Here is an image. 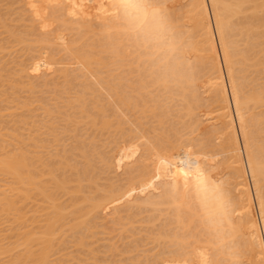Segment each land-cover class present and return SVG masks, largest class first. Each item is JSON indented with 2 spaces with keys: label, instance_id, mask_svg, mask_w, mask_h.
<instances>
[{
  "label": "bare ground",
  "instance_id": "6f19581e",
  "mask_svg": "<svg viewBox=\"0 0 264 264\" xmlns=\"http://www.w3.org/2000/svg\"><path fill=\"white\" fill-rule=\"evenodd\" d=\"M40 1L42 2L44 0H40ZM66 1H68V0H66ZM71 1L73 3H70V4L77 7L76 11L74 8V13H77L78 16L75 18H73V16H72L73 21H74V19L76 20V18H77L76 24H74V25H76L78 27L80 25H83L82 27L84 29L82 27H79V30H80V28L82 30V31L80 30V32L78 33V34L81 33L80 34L81 38H79L80 35L74 34V32L72 31L74 26L71 24L75 23V21L70 23L71 22L70 20L72 18L69 20L71 30H69L70 27H69V29L66 28V26L68 25V23H67L68 21L66 22L67 25L65 26L64 29H68L69 31L73 32V35L78 36V38H79V41H78L79 43L77 42L78 46L76 45V42H75L76 47L75 46L71 47L70 45H72V44L69 45L67 43V41L69 42L68 36L66 38L64 35V37H63L64 39H63L59 35L56 34L57 36H59L63 40L60 41V44L54 43V44H58V45H56L57 47L55 46L56 50L53 47L50 52L52 53L53 49H54V51L59 50L60 53H61V51L64 52L69 48L68 47L65 49V44H68L67 46H70V48L65 53H70L72 56L71 58L74 59V61L76 62L75 64L78 65V70L81 71L79 73L81 75L80 78H84L83 79L84 83L86 81L85 79H88L92 83V84L90 83L91 84L90 85L89 82L86 81L87 84H85L83 86L81 85L83 88V91L88 90L87 92H89V91L95 89L96 91L95 90L91 91V93L96 92L95 94L98 93V95L100 93H102V94L104 93V94H103L102 99L100 98L101 95L97 96V95L93 94V96H95L96 99L99 98L98 99L99 102L96 101V99H94V98L92 100L93 104H95L94 108H95L96 112H94V110H92V111L89 110L90 111V114H89L88 109H89V107H93V106H91L92 104H88L89 107L87 106V104H86L87 101L86 102L84 101V98H83L84 95L83 94H82L83 96L75 97L76 98L74 100L75 103L73 102V104L75 106L72 103H70L71 106L76 108L75 112H74L75 108L72 110L71 109L72 107L69 104V102H71L72 100L67 101V100H69V99H67L66 103H68V104H66V105H69V107L68 106H65V107H67V109H69V111L72 110V112L75 113L74 115H72L73 113L71 112L72 113L71 114L72 116H71L70 112L68 111L69 115L72 118H74V117L76 118V116L79 119H81V117H86L87 119L85 118V119H81V120L82 121L88 120V122L91 126L88 124L86 126L91 127L92 131L96 130L94 128V127H96V128H98V130H96L94 132L99 131L98 134H100V131H101L102 132L101 135L104 134L103 132L110 133V134L107 133L108 135L106 134L108 136V138L110 137L109 135H111V134L115 135L114 138H117V136H118V139L120 140V142H118L119 147L117 146V143H116L118 141L117 139H116V141L114 139L113 140L114 142L112 141L113 143L116 144L115 148L118 147V148H116L117 149L116 151L118 153L116 151H114V153L117 154V155L115 154L117 157H115L113 155L114 157L110 156L107 158L108 154H111V153H108L107 156H105L104 154H106V153L103 154L102 151L99 152V150L103 147V145L101 144L102 147L99 149L97 146L98 142L97 143L95 142V145L97 146V147L95 146L96 147L95 148L93 146V143L88 142V141H90V139L88 137L89 133L88 134L86 133L87 136L85 135L89 139L88 141L85 139L88 142V144L87 145L84 144V145L79 146V143L74 141V139H77V141H78V138L74 135L75 133H73V132L76 131V133H77L78 127H80V125L82 124L81 120H79V119L77 120V118H76L75 122H74L70 117L65 116L66 111L64 110L65 111V112L63 111L64 114H61V115H64L65 119L70 118L68 120H70L69 122L71 124V128H69L70 125H68L69 127L68 126H66V127L69 130L73 129V130H71V131H73L72 132L73 134L71 133V131H69L71 133L69 135H73L75 138L73 140H71V138H70V140L73 141V143L75 142L76 144H78L79 148L74 147L75 146L74 145L73 150L76 152V149H78L77 152L80 153V158L82 159L81 162H79L77 164L75 162L70 163L69 162V160L71 161V159H69L70 156L69 157L67 156L69 160H61L62 159L61 158L60 160H58L60 165H58L54 162L56 164V167L55 168H53V166L49 167L50 169L52 168L54 170L55 169H57V170L54 171V170H50L47 168L48 169V170L46 169L47 171L42 170L45 173H43V172L40 173V169L38 168L39 170H37L36 162L42 163L44 160H42V158H40V155H39L40 148L39 147H38L39 150L37 151L38 154L35 151L37 149H34L33 155L37 154V156L34 155V158L32 155L30 156L31 157L30 158L25 154L26 149H25V152L22 150L24 154L22 153V151L19 152L21 150V147H18V149L15 148V149H17L18 154L15 153L16 152V150H15V152H13L14 155L12 154V156H11V154L8 156V154H9L8 153L7 157H6V155L0 157V159H1L0 160V175H2L3 177H8V179L10 180V181H8V184L6 182L7 188L2 187L3 189H1L3 194H2V196H0V213H2L4 216L6 214L8 215L10 213V211H12V213H13L12 209H16L14 206V204L16 203L15 198H17V199L19 198L20 201H21V199L22 200L23 199L28 200L30 198L29 196L31 193H33L34 195L38 193L37 196L39 195V197H41V199L43 198L42 201L44 203L46 202L47 209H48L47 205H49V208L52 210V211H50V209L48 210L50 212V214H49L48 218L46 216V221H44V222H46L44 224L45 226H43L42 227L43 230L40 231L41 235H37V233H36L38 238L34 236L35 234L33 235L35 237L34 241H32L33 238L32 239L30 238L31 235L29 237L30 233L26 234L25 232L21 231V232L26 234L25 237L23 238L25 240L23 242V244H25V246H23V244H21L22 242L21 243H20V241L18 242L25 248V250H23L24 251L23 253H25V254L24 255H23V253L21 254L24 258L20 256L21 259L23 258L21 261H24V263H25V261H28L26 263H29V264H50V261L48 259L51 256V255L49 256V254H51L54 251V249L52 248V245L54 247V243H52L54 241L53 238H56L57 233H59L61 235L64 231H66V230H64L61 233L63 226H64V223H66V226H67L66 228L69 230V233L71 234L70 239L72 238L71 240L73 242H76L78 245L84 244L85 242H83V241L86 240V238H87V241L90 240L86 236L87 235H89V236L93 235L92 232L90 233L89 231L91 229H98V227L96 226V224L98 225V223L95 224V222H96L95 218L96 217L93 218V215L95 216V214L107 212L108 215L110 217H112L111 213L109 214V212H110L109 209L113 208V207H110L112 205V202L115 203L113 205L114 206L116 205L117 211H119L120 210L119 208H121V206H119V208H117L118 205H123L124 207L128 208V210H129V208L130 209L134 208V211L136 209V211H137V212H135L136 214H133L136 216L140 215L138 213L142 214L141 211H146L147 214L152 215L147 210L148 208H149L150 212H152L153 214H154V212H157L158 214H160V213L164 214V212H165L167 217L163 216L162 214H160V215L163 217H166L165 218V220H166L168 218V215H169V209L168 208H161V207L157 206L158 202H159L158 191L149 187V184L151 185L153 183V181L155 180L156 169L157 168L162 169L163 167H166V165H161L159 161H155V162L153 161L152 149L150 147V144H151L152 140H156V139L164 140V141L172 139V140L177 142L178 149H179V142H185V143H188L190 145H195L198 149H202L205 154L209 155L210 159L207 162V169L205 171V175L209 176L211 181H213L215 184H223V186L228 191V193L231 197V200L233 202V205L235 207L236 212L241 214V215L235 217L234 222L238 225V228H239L238 243L240 244V246L243 250V258L246 261V264H261L262 259H264V253H262V250L260 248V242L262 240H264V213H262L261 209H260V198H259V194H258V184H259L260 179H261L260 164H261L262 158H264V103H261V101H260V90H261L262 85H264V58H262V57H264V14H262L261 0H161L162 3H165L167 5V9H168V12L170 14V17H171L173 23H177V24H180L182 26L184 34L187 37L186 43L190 42L191 46L194 49H197L198 53H199V54L194 53L192 55V60L194 61V68H195V80H194V82L191 84H186V87L184 89L174 88V89H170L168 91H165V89L163 87H160V88H154L153 87L154 82L149 79V72L151 71L153 65L148 64V66L145 67L143 64H141V68L144 69V71L141 72L140 68L130 67L128 63H119L118 65H114L113 58L108 55V42H107V35H106L105 30L114 21V18L110 15V13L113 11V9L111 8V4L114 2V0H78V2L75 3V5H74V0H71ZM75 1H77V0H75ZM37 2H39V1H37ZM37 2H35V3H37ZM68 2H70V1H68ZM63 3H67V2H63ZM70 4H68V6H71ZM34 5H33V8L36 7L38 5V3L34 4ZM65 5L66 4H64L63 6L65 7ZM213 5H216V7L214 8ZM37 7H36V9L38 10L39 8H37ZM33 8L31 7L30 9L33 10ZM24 9H26V8H24ZM36 9H35V13L38 14V12H36ZM67 10H68V8L66 9V11ZM26 12H24V13L26 14ZM33 12H34V10H33ZM50 12H51V14L53 13L52 9ZM30 13L31 12H29V14ZM46 13H49V12H46ZM70 13H72V12H70ZM22 14H23V11H22ZM71 15H73V14H71ZM66 16H68V15H66ZM66 16H65V18H66ZM74 16H76V15L74 14ZM32 17H34V16H32ZM39 17L37 20H40L41 18H43V17H41L39 19ZM29 18H30V16H29ZM55 18H54V21H55ZM62 18H64V17L62 16ZM49 19H50V17H49ZM61 21H63V20H61ZM31 22H33V20ZM51 22L53 23V21H51ZM57 23H58V21H57ZM77 23H79L80 25ZM49 24H50V22H49ZM62 24H65V23H62ZM34 25H36V24H34ZM34 25L32 23L30 28L32 29V27ZM59 25H61V23ZM218 25H219L220 30H218ZM51 26H53V25L51 24ZM59 27L62 28V26H59ZM31 29H29V30L31 31ZM56 29L57 28H55V30ZM4 30H6V29H4ZM29 30H28V32H29ZM55 30H52V31L54 32ZM63 30H62V32H63ZM76 30H78V29H76ZM64 31L66 32L67 30H64ZM69 31L67 33H70ZM221 31L225 32L227 43L230 46V52H229V55L227 57V60L225 59V49L223 46H221ZM62 32H60V30H59V34H61ZM65 32H63V33H65ZM76 32H78V31H75V33ZM83 32H84V35H83ZM18 33H16V35ZM56 33H58V32L56 31ZM31 35H32V33L30 34L29 37H31ZM52 35H53V33H52ZM73 35H72V37H73ZM12 37H14V36H12ZM18 37L17 38L14 37V38L18 39ZM22 37H25V36L22 35ZM39 37H41V36L39 35ZM55 37L56 36H54L53 39L56 40ZM27 38H28V36H27ZM27 38H24V39H26L25 42L27 41ZM31 38H33V37H31ZM45 38H46V36H45ZM65 38L67 40H65ZM73 38H72V40L74 41ZM75 38L78 40L77 37H75ZM34 39L37 40L38 38L34 37ZM57 39H59V38L57 37ZM38 40H40V38ZM46 40H47V42H51L48 39H46ZM59 40H58V42H59ZM77 40H75V41H77ZM19 41H17V43L19 42V44L23 42L21 39ZM32 41H34V40H32ZM40 41H42V39ZM53 41L54 40H52V42ZM63 41H66L64 43V45L61 44V42L63 43ZM9 42H10V40H9ZM29 42L32 43L31 41H29ZM34 43H35V41H34ZM6 44L7 43H5V45ZM33 44H32V46H34ZM38 44H40V43H38ZM54 44H53V46H54ZM59 45H61V46L59 47ZM13 46H12V48H13ZM44 46L46 48V45H44ZM129 46L132 47L133 49H135V51H137V52L141 51V49L143 48V38H141V40H140V47H137L136 37H132L131 44H128V43L125 44V47H129ZM29 47H30V45H29ZM40 47L43 48V45ZM61 47H62V49H61ZM0 48H2V47H0ZM63 48H64V50H63ZM39 50L41 51L43 49H39ZM39 50H37V51H39ZM33 51H34V49H33ZM46 51L49 52L48 49ZM30 52H31V50H30ZM34 52H36V51H34ZM22 53H24V52H22ZM51 53H50V58L52 55H53V57L56 56V53H55V55L51 54ZM26 54H27V52H26ZM70 54H69V56H70ZM59 55H57L56 57H58ZM62 56H63V54H62ZM62 56H59V57H62ZM66 56H67V54H66ZM42 57H43V55H42ZM42 57L40 56L41 59H42ZM45 57H46V55H45ZM59 57H58V60L57 61L55 60L54 62L52 59H55V58L50 59V60H52V62L49 61V62H51L50 64L54 65L53 63L58 62L60 59L63 60V58H59ZM47 58H49V54H47V57L45 59L47 61H45V63L48 62ZM68 59H69V57H68ZM68 59H66V60H68ZM71 62H70V64H71ZM136 63H139L138 58H137ZM47 65H49V64L47 63ZM58 65H56V66H58ZM32 66H33V64H32ZM37 66H39V65H37ZM48 67L49 66H47V68ZM52 67H55V66H52ZM42 68H44V67L41 66V69ZM59 68H60V66H59ZM64 69L66 70V68H64ZM64 69L62 71H65ZM24 70H26V69L24 68ZM24 70H22L21 72H23ZM47 70H49V69H47ZM73 70H75V68ZM40 72H42V71H40ZM62 73H65V72H62ZM77 73H78V71H77ZM52 75H54V74L52 73ZM102 75L104 77H102ZM29 76H30V74H29ZM48 76H50V75H48ZM137 76H142L143 81L140 79H137ZM34 77L35 76H33V79H35ZM63 77H64V75H63ZM40 78H41V76H40ZM76 78L77 77H75V80H77ZM11 80H12V78H11ZM39 80L40 79H38L37 81L40 82ZM45 80L48 81L49 79L48 80L45 79ZM63 80H66V79H63ZM7 82H8V80H7ZM60 82H61V80H60ZM69 82L71 83V81H68L66 83H68V85H69ZM80 82H82V81H80ZM144 82H147L146 87L144 86ZM234 82L242 83L248 91L249 98L252 100L251 103H249L245 108L242 109V113H243V117H244L243 126L241 125V116H240V114H237L235 102L232 100V97H231ZM29 83H30V80H29ZM36 83L37 82H35V84ZM43 83H44V81H43ZM48 83L49 82H47V84ZM84 83H82V84H84ZM28 85H30V84H28ZM37 85H38V83H37ZM65 85H67V84H65ZM75 85H77V84H75ZM91 86L93 87V89L91 88ZM23 87L22 86L20 87L21 90L24 89ZM34 87L35 86H33V88ZM67 87H66V89H67ZM148 88H151L152 91L149 92L147 90ZM31 89L32 88H30V91H32ZM45 89H46V87H45ZM69 89H67V90H69ZM43 90H44V87H43ZM56 90H57V88H56ZM74 90L71 91V94H72V92L76 93V91H74ZM4 91H5V89H4ZM22 91H24V90H22ZM22 91H20V92H22ZM30 91H28V92H30ZM18 92H19V90H18ZM33 93L34 92L32 91V94ZM86 93H85V95H86ZM91 93L89 92V93H87L88 96L86 95L87 97L90 98V99L87 98V99H89V101H88L89 103H92V101H91L92 94ZM56 94H58V93H56ZM90 94H91V96H89ZM75 96H77V94ZM12 97L10 96V98H12ZM49 97H50V95L47 98H49ZM65 97H67V96H65ZM71 97H74V96H71ZM55 99H57V96ZM58 99H60V98L58 97ZM61 99H62V97H61ZM70 99H74V98H70ZM16 101H18V100H16ZM48 101H47V103H48ZM54 101H57V100H54ZM94 101L97 103H94ZM50 102L52 103L51 100H50ZM62 102H63V99H62ZM29 103H31V102H29ZM34 103H36V102H34ZM24 104H25V102H24ZM63 104L61 103V105H63ZM13 105H15V104H13ZM43 107H42V110L44 109ZM20 108L22 110H25V109H23L24 107H20ZM49 108H47L48 110L46 109V111L49 112V113H47V116L45 115L46 117H48V114H50L51 111L57 112L56 109L55 110L50 109L51 111H49ZM59 108H58V110H59ZM61 109H63V108H60V110ZM15 110H16V108H15ZM29 110H30V108H29ZM76 111H77V113H76ZM12 112H11V114H12ZM91 112H93V114ZM54 113L51 112L50 115L52 116V114H54ZM58 113H59V111H58ZM68 113H66V114H68ZM0 114H1V112H0ZM26 115H27V113H26ZM42 115H44V114H42ZM9 116H7V117H9ZM45 116H44V118H45ZM55 116H57V115H55ZM12 117H13V115H12ZM52 118H55V117H52ZM46 119H49V118H46ZM67 119L65 121L66 124L68 122ZM34 120H35V118H34ZM56 120H58V118ZM61 120H59V121H61ZM13 121H14V119H13ZM26 121H27V119H26ZM71 121L74 122V125L78 124L76 121H78V122L80 121V124H78L79 126H76L77 129H75L76 127L72 128L73 125H72ZM19 122H21V121H19ZM88 122H86V123H88ZM12 123H10V124H12ZM31 123H33V122H31ZM54 123L55 122L52 123L53 127L55 126ZM58 123H60V122H58ZM62 123H63V121H62ZM62 123H61V125H62ZM83 123H85V122H83ZM40 125H41V122H40ZM49 125H51V123ZM58 125H60V124H58ZM126 125L128 126V128ZM30 126H33V125H30ZM41 126H43V125H41ZM41 126H40V128H41ZM48 127H50V126H48ZM53 127H52L51 131H50V129L48 131L50 136L52 134V131L54 132L56 129V127H55V129ZM64 128H65V126H64ZM43 129H45V128H43ZM68 129H67V131H68ZM38 130H40V129H37V131ZM86 130H87V127H86ZM57 131H59V130H57ZM65 131H66V128H65L64 132ZM83 131H84V129H83ZM5 132H2V134ZM8 132H9V130H8ZM35 132H36V130H35ZM64 132H63V136H64ZM12 133H14V132H12ZM55 133L52 134V137H53V135L59 136V134H57V133H60V131L56 133L57 135ZM84 133H85V131H84ZM84 133H82V134H84ZM10 134H11V132H10ZM11 135L13 136L14 134H11ZM65 135H67V134H65ZM20 136L22 137V135H20ZM73 136H70V137H73ZM31 137H32V135H31ZM93 138H95V135H94V137L91 136V139H93ZM103 138H105V137H103ZM108 138H107V140H108ZM56 139H58V138H56ZM62 139H60V140L62 141ZM79 139H81V137ZM111 139H109V140L111 141ZM6 140H7V138H6ZM37 140L38 139H35L36 142H37ZM60 140H59V142H61ZM96 140H94V141H96ZM98 140H99V138H98ZM102 140H100V141H102ZM146 140H148L149 142L146 143L145 142ZM30 141H32V139ZM51 141H52L51 143H53L55 141V137ZM64 141L66 142L67 140L64 139ZM81 141L86 143V141H84V138ZM91 141L93 142V140H91ZM110 141H108V143H110ZM21 142H23V141H21ZM103 142H104V140H103ZM112 142L110 145H112ZM2 143H3V145H1L2 147L4 145H6V147H7V144L4 141ZM24 143H27V142H24ZM38 143H36V144L39 146L43 142L42 143L38 142ZM46 143H49V142H46ZM56 143L57 142H55V144ZM73 143H71V144H73ZM80 143L83 144L82 142H80ZM31 144H32V142H31ZM10 145L11 144H9L8 146H10ZM44 145H46V144H42V146H44ZM61 145H62V143H61ZM61 145H58V146L61 147ZM98 145H100V144H98ZM34 146H35V143H34ZM53 146H54V144H53ZM67 146L70 147L71 145L67 144ZM65 147L66 146H64V148ZM9 148H8V150H9ZM24 148H25V146H24ZM36 148H37V146H36ZM71 148H72V146H71ZM71 148H69V150ZM97 148L99 150H97ZM115 148H114V150H115ZM0 149H1V147H0ZM28 149H29V146H28ZM43 149H44V151H45V149L47 150V148H43ZM54 149H53V151H54ZM56 149H58V148H56ZM73 150H70V151L73 152ZM105 150L106 149H104V151ZM41 151H40V154H43ZM48 151H49V147H48ZM62 151H63V149H62ZM64 151H66V149ZM112 151H113V149H112ZM2 152L3 151H1V153ZM27 152L29 153V151H27ZM57 152L59 154H61V151H57ZM66 152H64V153H66ZM71 152H67V154L69 155V153H70V155H71ZM46 153H49V152H46ZM59 154H57V155L59 156ZM75 154H73V155H75ZM38 155H39V157H38ZM62 155H64V154H62ZM51 156L53 158H55V155L53 156L50 153V157ZM250 156L252 159V165L248 166V161H249ZM41 157H42V155H41ZM50 157H48V158H50ZM118 157H119V159H117ZM35 158H37V159H35ZM48 158H46V160H45L46 162H48L47 165L45 164L46 163L45 161H44L45 163H42L44 165V167L48 166V164L51 163V162H49ZM63 158H64V156H63ZM65 158H66V155H65ZM39 159H41V160H39ZM72 159L75 160V158H72ZM50 161H51V159H50ZM60 161L61 162L63 161L62 164L64 163V161L65 162L67 161V162L62 165ZM76 162H77V159H76ZM57 165L59 167H57ZM58 170L60 173L58 172ZM56 171L59 173L60 178L58 177V174ZM107 171L108 172L111 171V174H114L115 172L118 171V173H120L122 176L124 175L125 180H122V181H126V184L125 185L123 184V186L122 185L117 186V184L119 183L118 182V183L113 184V185L108 184V183H107L108 184L107 185L106 183H103V184H105L104 187L101 186L99 183L97 185V182H99L98 179H99L100 175L106 174ZM54 172H56V173H54ZM112 172H114V173H112ZM254 173H255V175H254ZM56 174H57V176H56ZM65 174H66V178H65V176H63ZM73 176L75 177L74 184H75V180H76V186L73 185L74 187L73 186L72 187H73V189L75 187L76 188L74 190L72 189V191H70V189H71L70 187L73 184L70 179L72 177V180H73ZM42 177L43 178L48 177L49 178L48 182H46L48 178H46V181L43 182V180H45V178L41 179ZM67 177H68V179H67ZM114 177H116V176L114 175ZM108 178H109V176H108ZM110 178H113V176ZM100 179L103 180V178H100ZM189 179H190V183L192 186L191 192H190V203L192 205V209L194 211H197L200 208L197 193H196L197 178L195 175H192ZM106 180H109V179L106 178ZM4 181H5V179H4ZM69 181L72 184L68 183ZM83 182H84V184L86 183V185H84ZM180 182H181V184L183 183V177L180 178ZM109 183H111V182H109ZM112 183H113V181H112ZM67 184H69L70 187ZM88 185H89V189L87 188ZM84 186L88 189V191L89 190L90 191L88 192ZM82 187H84V188H82ZM91 187L94 188V192H95L94 195L91 194L92 193V191L90 189ZM131 187H133L132 189H134V192L127 189V188H131ZM154 187L158 189V188H162L163 185H160L159 182H157V185ZM82 190L86 191L88 194L90 193L89 196H91V195L92 196L91 197H86V196L84 197V195H82V194L87 195V193L82 191ZM128 191H130V193L132 192V194H134V196L137 194H142L144 197H143V199H141L142 195H141V197H140V195H137L138 198L140 197L139 199L137 198L138 199L137 200L135 198L136 196L132 197L133 195L129 194ZM6 192H9L10 195H8V193L6 194ZM58 192H61V193L59 194ZM68 192H69V194H68ZM33 194H31V196ZM57 194H59V196L60 195L65 196L66 195L67 197H70L71 200H72L71 196L77 194V196H78L77 199H79L78 201H81V202H78L77 199L75 200L76 197H73V200H72L73 204L69 203V205L72 204L71 206L66 205V202H65V204L63 203L64 204L63 205L62 203H60L61 201L58 200L59 196L56 199ZM78 194L81 196V198L82 197L83 198L81 199ZM95 194H96V196H95ZM69 195H71V196H69ZM207 195L209 197V205L211 206L212 193L208 192ZM114 199H115V202L113 201ZM47 201H48V203H47ZM50 202H51V204H50ZM74 202L75 203L77 202V203L74 204ZM57 203H59V204H57ZM50 205H52V207ZM76 205L77 206L82 205V206L81 207L78 206L79 208H77ZM63 206H67V207L69 206V207L65 208ZM123 206H122V208H123ZM17 207H19V206H17ZM70 207H72V209ZM66 210L70 211V212H68L67 215L63 214V212L64 213L67 212ZM116 210H114L113 212L119 213V212H116ZM121 211L122 210H120V212ZM41 213H45V212H41ZM89 214H91L90 217H89ZM3 215H2V217H3ZM17 215H16V217H17ZM108 215H106V216H108ZM121 215H123V214H121ZM133 215L131 214V217H135ZM149 215L147 216L148 218H149ZM0 216H1V214H0ZM68 216H70L69 219L71 220L69 222L67 220H65V217L67 218ZM86 216H87V218H86ZM91 216H92V220L94 219V223L91 220ZM116 217L118 218V215ZM120 217L121 216H119V218ZM73 218H75V220H77L79 223L77 221H75ZM78 218H80V219L78 220ZM84 218L90 219L92 221V223L91 222L82 223V222H84L83 221ZM122 218H123V216H122ZM6 219H7V217H6ZM110 219L111 218H109V220ZM149 219H151V218H149ZM157 219H158V215L156 216V218H154V215H153V222H155V220H157ZM13 220H15V219H13ZM16 220H15V222H16ZM80 220H82V222ZM109 220H107L108 224L110 223ZM114 220H112L113 223H114ZM119 220H122V219H119ZM119 220H116V221H119ZM145 220H146V217H145ZM160 220H161V222L164 221V219L162 220V218ZM102 221H103V219H102ZM126 221H127V218H126ZM17 222H18V220H17ZM19 222H22V221L19 220ZM67 222H68V224H67ZM145 222H147V220ZM148 222L151 223L152 219H151V222L150 221H148ZM102 223L99 224L100 225L99 228L101 227ZM125 223L126 222H124V224ZM93 225H95V226H93ZM114 225L115 224H113L112 226H114ZM120 225H123V224H120ZM127 225H129V223ZM127 225L125 226L126 227L125 229H127ZM160 225L161 224H159V226ZM107 226H108V228L111 227L110 224ZM139 226H140V224H139ZM18 227L19 226H17L16 228H18ZM92 227H96V228H92ZM102 227H103V225H102ZM102 227L100 229H102ZM115 227H116V225H115ZM164 227H165V225H164V223H162L160 229L158 228L159 229V232H157L158 234L156 233L157 236H155L154 238L149 240V241L155 243L156 248L159 247V251L157 250L158 253L153 256L154 259L152 258L153 260L151 259L150 262L153 261L152 263H154L155 260H157L158 258L160 259L162 256L163 257L162 260L164 259L165 261H167V260H178L181 262L188 261V264H200L201 257L199 255V253L201 251H203L206 255L213 252V248H212L213 240H212L211 235L208 233V231L206 229H202L201 233L196 236L195 240L192 243H190L189 245L185 246L182 251L176 250V251L170 252L168 250V245L160 239V236H161V233H162ZM20 228H22V227H20ZM88 228H90V229H88ZM104 229H105V227H104ZM121 229H122V227H121ZM128 229H127V231H128ZM87 230H88V232H86ZM106 230H107V228H106ZM111 230H113V228ZM145 230H148V228ZM17 232H19V231H17ZM107 232H109V230H107ZM116 232H117V230H115V232L113 231V233H116ZM130 232L131 231H129V233ZM140 232H142L141 229H140ZM99 233H101V231ZM104 233H105V231H104ZM117 233H120V231ZM121 233H123V232H121ZM102 234L100 236H102ZM64 235H65V232H64ZM82 236L85 239H82L83 238ZM97 236L98 235H96V237ZM108 236H111V231H110V234ZM124 236L127 237L126 235H124ZM149 236H147L148 239H150L153 235L151 237H149ZM253 236L255 237V239H253ZM39 237H40V239H39ZM36 238H37V243H38L39 248L37 249V245H35L36 251L33 248V250H34V252H33V250L32 251L30 250L31 249L30 245H29L30 248L27 246H28L29 242H36L35 241ZM63 238H64V236H63ZM67 238H68V234H67ZM116 238H114L116 240V242H115L116 244L111 243V246L117 245V242H118L117 239L118 238L117 239ZM147 238H145V239H147ZM56 239L58 240V238H56ZM100 239H102V238H100ZM132 239H133V237L131 236V241H132ZM74 240H76V241H74ZM96 240H98V239H96ZM110 240L111 239H109V241ZM112 240H113V238H112ZM112 240H111V242H112ZM122 240H120V241L122 242ZM129 241H130V239H129ZM129 241H127L126 243H128ZM121 242H118V244L119 243L121 244ZM148 242H145V243H148ZM18 243L16 245L15 244L14 245L17 246V245H19ZM66 243H67V241H66ZM89 243H91V242H89ZM130 244H132V245L134 244V246H135V243L133 241H132V243L130 242ZM92 245H95V243H93ZM92 245H90V246L92 247ZM132 245H131V248L133 247ZM70 246H73V245L70 244ZM70 246L68 245L69 248H70ZM84 246H87V242H86V245H84ZM121 246H122V244H121ZM142 246H144V245H142ZM101 247L104 248L103 246H101ZM112 247H114V246H112ZM124 247L126 248V246H124ZM64 248H65V246H64ZM80 248H82V247L80 246ZM92 248H90V249H92ZM106 248H109V247H106ZM117 248H118V246L114 250H117ZM125 248H124V251H126ZM121 249H123V248H121ZM135 249H137V248H135ZM86 250H89V249L86 248ZM93 250H94V248H93ZM127 250H130V249H127ZM147 250H148V248H147ZM152 250H153V248H152ZM4 251H3V253H4ZM89 251L91 254L92 250H89ZM103 251H105V250H103ZM103 251H102V254H103ZM106 251H107V249H106ZM111 251L112 250H110V252H109L110 254H111ZM124 251H123V254L125 255ZM57 252H59V249ZM128 252H131V251H127L126 254H128ZM1 253H2V251H1ZM94 253H95V251H94ZM104 253H107V252H104ZM144 253L145 252H143V254ZM70 254H72V253H70ZM148 254H149V252H148ZM92 255H93V253L91 254V257H93ZM95 255H96V253H95ZM98 255L101 256L100 253H98L97 256ZM103 255H105V254H103ZM149 255L151 256V254H149ZM48 256H49V258H48ZM72 256H73V254H72ZM72 256H70V258H72ZM110 256H112V255H110ZM137 256H139V255H137ZM137 256L135 257V255H134L135 258H132V259L135 260L137 258ZM108 257H109V255H108ZM143 257H145V256L143 255ZM143 257H142V261H143V259L146 260V258H143ZM20 258H18V260L15 259L14 263L16 260L20 261ZM68 258H66V259H68ZM73 258H74V256H73ZM85 258H87V257H85ZM109 258H112V257H109ZM56 259H57V257H56ZM61 259H63V258H61ZM74 259H77V258L75 257ZM94 259H92V260H94ZM149 259H147V260L149 261ZM92 260L90 259V261H92ZM96 260L97 259H95V262H96ZM77 261H79V260H77ZM129 261L130 260L128 259V262ZM139 261L141 262V260H139ZM139 261H137V262L140 263ZM62 262H63V260H62ZM156 262H158V261H156ZM159 262H163V261H159ZM97 263L99 264L98 261H97ZM104 263H106V262L104 261ZM108 263H110V262H108ZM145 263H148V262H145ZM18 264H19V262H18ZM163 264H165V263H163Z\"/></svg>",
  "mask_w": 264,
  "mask_h": 264
},
{
  "label": "rangeland",
  "instance_id": "374dc122",
  "mask_svg": "<svg viewBox=\"0 0 264 264\" xmlns=\"http://www.w3.org/2000/svg\"><path fill=\"white\" fill-rule=\"evenodd\" d=\"M37 1H39V2H37ZM68 1H70V2H68ZM68 1H66V0H44V1H40V0H0V47H2V48H0L1 50H0V112H1V114H0V147H1V149H0V157L1 156H4V155H6V157H7V154H8V156L11 154V156H12V154H13V152H15V150H16V154H18L17 152V149H18V147H21V150L19 151V152H21L22 150L25 152V149H26V152L27 151H29V153L27 152H25V154L28 156V157H30L31 155L33 156V158H34V155H33V152H34V149H37V150H35L36 151V153H37V151L39 150L38 149V147L40 148V150H39V155H40V158H42V160H46V158H48V157H50V153H51V155H55V158H53L52 156V158L50 157V158H48L49 159V162H51L50 164H48V166H45L44 167V165L42 164V163H45L44 161L42 162V163H37L36 162V165H37V170H39L40 169V173L41 172H43L42 170H45V171H47L48 169H50L49 167H52L53 166V168H55L56 167V164H58V165H60L59 164V161L58 160H60L61 158V160H69V159H71V161L69 160V162L70 163H79V162H81V158H80V153H78L77 151H78V149H76V152L73 150V146L74 147H78L79 148V146L80 145H87L88 144V142H91V143H93V146L95 147L96 145H95V142L97 143L98 142V144H102L103 145V147H102V145L100 146V145H98L97 144V146H98V148L100 149L101 147V149L99 150L98 148H97V150H99V152H101L102 151V153L104 154V153H106V154H104L105 156H107V154L108 153H111V154H108V156H107V158L108 157H110V156H112V157H117L116 155V153H114V151H116L117 149L116 148H118L119 146V143L118 142H120V140L118 139V136H117V138H114L115 137V135H113V134H111V135H109L110 137L108 138V134H110V133H106V132H103L104 134V136L103 135H101V131H100V134H98L99 133V131H97V132H94V131H96V130H98V128H96V127H94L96 130H94V131H92V128L91 127H88V126H86L87 124L88 125H90L89 124V122H88V120H84V121H82L81 119H85L86 117H81V119H79V118H77V116H76V118H77V120L79 119V120H81V125H80V127H78V129H77V127L76 126H79L78 124H80V121L78 122V121H76L78 124L77 125H74V122H75V117L74 118H72L71 116L72 115H74L75 113H73L72 112V110L75 108V107H73V106H71V104L70 103H72L73 104V102L75 103V97H78V96H83V98H84V101L86 102L87 101V106L89 107V105L88 104H92L91 106H93V107H89V109H88V111L90 110V111H92V110H94V112H96L95 111V108H94V106H95V104H93V98L94 99H96L95 98V96H93V94L94 95H97V96H100V98L102 99V97H103V94L102 93H100L99 95H98V93L97 94H95L94 92L93 93H91V91H94V90H91V91H89L91 94H92V96H91V94L89 95V96H91V101H92V103H89L88 101H89V97H87L88 95H87V93H89V92H87L88 90H85V91H83V88H82V86L83 85H85V84H87L86 83V81H88L89 82V84L91 83V81H89L88 79H85L86 81H85V83L83 82L84 80V78H80V70H78V65L77 64H75L76 62L74 61V59H72L71 57V54L70 53H65L67 50H69V48H70V46L72 47H74L75 46V42H76V45L78 46V41H79V38H81V33L80 34H78L79 32H80V30H81V28H80V30H79V27H82L83 25H80L79 23H77V24H79L80 26L78 27V26H76V25H74V24H76V20H77V18H76V20L74 19V21H75V23H72V22H74L73 21V18H75V17H77L78 15H77V13H74V8H75V11H76V6H73L72 4H70V3H73L71 0H68ZM35 2H37L38 3V7L37 8H39L38 10L36 9V7H34L33 8V5L34 4H37V3H35ZM63 2H67V3H63ZM78 2V0L77 1H75L74 0V5H75V3H77ZM43 3V4H42ZM63 3V4H62ZM64 4H66L65 5V7L63 6ZM68 4H70L71 6H68ZM35 6V5H34ZM95 6V5H94ZM97 6V5H96ZM28 7V8H27ZM33 8V10H34V12H33V10L32 9H30V8ZM70 7V8H69ZM24 8H26V9H24ZM49 8V9H48ZM68 8V10L66 11V9ZM73 8V9H72ZM35 9H36V12H38V14L37 13H35ZM51 9H52V14H51ZM27 12H26V11ZM41 10V11H40ZM49 10V11H48ZM22 11H23V14H22ZM40 11V12H39ZM24 12H26V14L24 13ZM29 12H31L30 14L32 15V16H34V17H32L30 14H29ZM42 12V13H41ZM46 12H49V13H46ZM70 12H72V13H70ZM63 13V14H62ZM70 13V14H69ZM51 14V15H50ZM65 14V15H64ZM71 14H73V15H71ZM74 14L76 15V16H74ZM22 15V16H21ZM36 15V16H35ZM38 15V16H37ZM47 15V16H46ZM49 15V16H48ZM66 15H68V16H66ZM29 16H30V18H29ZM40 16V17H39ZM52 16V17H51ZM62 16L64 17V18H62ZM65 16H66V18H65ZM72 16H73V18H72ZM38 17H39V19L41 18V17H43V18H41L40 20H37L38 19ZM49 17H50V19H49ZM56 17V18H55ZM60 17V18H59ZM68 17V18H67ZM70 17V18H69ZM36 20H35V19ZM48 18V19H47ZM54 18H55V21H54ZM72 18V19H71ZM3 19V20H2ZM53 19V20H52ZM71 19V20H70ZM2 20V21H1ZM33 20V22H31V21ZM35 20V21H34ZM60 20V21H59ZM61 20H63V21H61ZM69 20L71 21L70 23H72L71 25H73L74 27H73V29H72V31L74 32V34H78V35H80L79 36V38H78V36L76 35H73V32H71V31H69V30H71V27H70V24H69ZM6 21V22H5ZM29 21V22H28ZM51 21H53V23L51 22ZM57 21H58V23H57ZM68 21V22H67ZM79 21V20H78ZM31 22V23H30ZM36 22V23H35ZM49 22H50V24H49ZM66 22L68 23V25L66 24ZM80 22V21H79ZM4 23V24H3ZM30 23V24H29ZM33 23V25L34 24H36V25H34L33 27H32V29L30 28L31 27V24ZM56 23V24H55ZM61 23V25H59ZM62 23H65V24H62ZM81 23V22H80ZM51 24L54 26H51ZM57 26H55V25ZM82 24V23H81ZM6 25V26H5ZM62 26V28L61 27H59V26ZM67 25V26H66ZM65 26H66V28H68L69 29V27H70V29L68 30V29H64L65 28ZM5 27V28H4ZM53 27V28H52ZM55 28H57L56 30H55ZM60 28V29H59ZM83 28V27H82ZM4 29H6V30H4ZM29 29H31V31L29 30ZM67 30L66 32L64 31V30ZM76 29H78V30H76ZM84 29V28H83ZM28 30H29V32H28ZM34 30V31H33ZM52 30H55L54 32L52 31ZM59 30H60V32H62V30H63V32H65V33H61V34H59ZM56 31L58 32V33H56ZM70 32V33H67V32ZM75 31H78V32H76L75 33ZM82 31V30H81ZM19 32V33H18ZM16 33H18L17 35L19 36H17L16 35ZM27 33V34H26ZM29 33V34H28ZM32 33V35H31V37H33V38H31V37H29L30 36V34ZM52 33H53V35H52ZM20 34V35H19ZM59 35L61 38H63L64 37V35H65V37L67 38V36H68V39H69V42L67 41V43L70 45V44H72V45H70V46H67L68 44H65V49L66 48H68L66 51H61V53L63 54V56H62V54L59 52V50H57V51H54V49H55V46L56 45H58V44H54V43H59L60 44V41L61 40H63V39H61L59 36H57V35ZM22 35L23 36H25V37H22ZM28 36V38H27V36ZM39 35L42 37L43 35V37L41 38V37H39ZM72 35H73V37H72ZM83 35H84V32H83ZM12 36H14V37H18V39H15L14 37H12ZM45 36H46V38H45ZM54 36H56L55 38H56V40L55 39H53V37ZM34 37L35 38H40V40L42 39V41H40V40H35L34 39ZM57 37L60 39H57ZM75 37H77L78 38V40L75 38ZM7 38V39H6ZM24 38H27V41L25 42V40L26 39H24ZM65 38V40H67ZM72 38L74 39V41L72 40ZM22 40L21 42L22 43H20L19 44V40ZM46 39H48L49 41H51V42H47V40ZM9 40H10V42H9ZM19 41L18 43H17V41ZM32 40H34L35 41V43H34V41H32ZM52 40H54L53 42H52ZM58 40H59V42H58ZM75 40H77V41H75ZM14 41V42H13ZM29 41H31L32 43H30ZM44 41V42H43ZM56 41V42H55ZM74 43H73V42ZM25 42V43H24ZM66 41H63V43L61 42V44L62 45H64V43H65ZM78 42V43H77ZM5 43H7L6 45H5ZM17 43V44H16ZM24 43V44H23ZM30 43V44H29ZM34 43V44H33ZM38 43H40V44H38ZM51 45H50V44ZM32 44L34 45V46H32ZM53 44H54V46H53ZM9 45V46H8ZM14 45V46H13ZM16 45V46H15ZM27 45V46H26ZM29 45H30V47H29ZM43 45V48L42 47H40V46H42ZM44 45H46V48H45V46ZM12 46H13V48H12ZM20 46V47H19ZM22 46V47H21ZM25 46V47H24ZM61 45H59V47H60ZM67 46V47H66ZM37 49H36V48ZM54 47V49H53V52L51 53L50 51L52 50V48ZM57 47V46H56ZM76 47V46H75ZM43 49V50H39V49ZM50 48V49H49ZM25 49V50H24ZM33 49H34V51H36V52H34L33 51ZM48 49L49 50V52L48 51H46V50ZM61 49H62V47H61ZM30 50H31V52H30ZM37 50H39V51H37ZM56 50V49H55ZM63 50H64V48H63ZM22 52H24V53H22ZM26 52H27V54H26ZM30 54H29V53ZM43 54H42V53ZM49 54V58H47L48 59V62H46L45 63V61H47V60H45L46 59V57H47V54ZM59 52V53H58ZM39 53V54H38ZM50 53L51 54H54L55 55V53H56V56L57 55H59V56H62V57H59V58H63V60H59L58 62H55V63H53L54 65H52V64H50L51 62H52V60H53V62L56 60H58V57H56V56H54L53 57V55L51 56V58H50ZM58 53V54H57ZM66 54H67V56H66ZM69 54H70V56H69ZM42 55H43V57H42ZM45 55H46V57H45ZM40 56L42 57V59L40 58ZM66 57V58H65ZM68 57H69V59H68ZM52 58H55V59H52ZM65 58V59H64ZM41 59V60H40ZM50 59H52V60H50ZM66 59H68V60H66ZM43 61V62H42ZM49 61H51V62H49ZM66 63H65V62ZM72 61V62H71ZM74 61V62H73ZM70 62H71V64H70ZM39 63V64H38ZM47 63L49 64V65H47ZM69 63V64H68ZM32 64H33V66H32ZM44 64V65H43ZM59 64V65H58ZM73 64V65H72ZM31 65V66H30ZM37 65H39V66H37ZM56 65H58V66H56ZM72 67H71V66ZM2 66V67H1ZM22 66V67H21ZM30 66V67H29ZM41 66L42 67H44V68H42L41 69ZM47 66H49L48 68H47ZM52 66H55V67H52ZM59 66H60V68H59ZM77 66V67H76ZM52 67V68H51ZM57 67V68H56ZM66 68V70L64 69V68ZM24 68L26 69V70H24ZM35 68V69H34ZM37 68V69H36ZM71 68V69H70ZM75 68V70H73ZM24 70L23 72H21L22 70ZM30 71H28V70ZM47 69H49V70H47ZM52 69V70H51ZM57 69V70H56ZM59 69V70H58ZM61 69V70H60ZM65 70V71H62V70ZM69 69V70H68ZM45 70V71H44ZM40 71H42V72H40ZM49 71V72H48ZM57 73H56V72ZM74 71V72H73ZM77 71H78V73H77ZM62 72H65V73H62ZM67 72V73H66ZM71 74H69V73ZM22 73V74H21ZM50 73V74H49ZM52 73L54 74V75H52ZM61 73V74H60ZM73 73V74H72ZM28 74V75H27ZM29 74H30V76H29ZM37 74V75H36ZM45 76H44V75ZM59 74V75H58ZM64 75V77H63V75ZM68 74V75H67ZM77 74V75H76ZM32 75V76H31ZM48 75H50V76H48ZM59 77H58V76ZM62 75V76H61ZM66 75V76H65ZM75 75V76H74ZM79 75V76H78ZM105 75V74H104ZM33 76H35L34 78L35 79H33ZM39 76V77H38ZM40 76H41V78H40ZM45 78H44V77ZM73 76V77H72ZM21 77V78H20ZM31 77V78H30ZM52 77V78H51ZM55 77V78H54ZM58 77V78H57ZM71 77V78H70ZM75 77H77L76 79L77 80H75ZM102 77H104L103 75H102ZM11 78H12V80H11ZM40 79L39 81L40 82H38L37 80L38 79ZM57 78V79H56ZM66 79V80H63V79ZM42 79V80H41ZM45 79H49L48 81H46ZM51 79V80H50ZM82 79V80H81ZM7 80H8V82H7ZM28 80V81H27ZM29 80H30V83H29ZM36 80V81H35ZM60 80H61V82H60ZM76 82H75V81ZM82 81V82H80V81ZM42 81V82H41ZM43 81H44V83H43ZM51 81V82H50ZM57 81V82H56ZM63 81V82H62ZM68 81H71V83L69 82V85H68V83H66V82H68ZM7 82V83H6ZM33 82V83H32ZM35 82H37L38 83V85H37V83L35 84ZM47 82H49L48 84H47ZM60 82V83H59ZM81 84H80V83ZM9 83V84H8ZM11 83V84H10ZM64 83V84H63ZM82 83H84V84H82ZM14 84V85H13ZM18 84V85H17ZM28 84H30V85H28ZM35 84V85H34ZM43 86H42V85ZM57 84V85H56ZM60 84V85H59ZM65 84H67V85H65ZM75 84H77V85H75ZM79 84V85H78ZM92 84V83H91ZM90 84V85H91ZM35 86L34 88H33V86ZM51 85V86H50ZM64 85V86H63ZM74 85V86H73ZM82 85V86H81ZM14 86V87H13ZM23 87L24 89H22V90H24V91H22L21 90V88L20 87ZM29 86V87H28ZM32 86V87H31ZM42 86V87H41ZM59 86V87H58ZM61 86V87H60ZM68 86V87H67ZM27 87V88H26ZM43 87H44V90H43ZM45 87H46V89H45ZM50 87V88H49ZM52 87V88H51ZM57 88V90H56V88ZM64 87V88H63ZM66 87H67V89H69V90H67L66 89ZM16 88V89H15ZM29 88V89H28ZM30 88H32L31 90L34 92L33 94H32V91H30ZM79 88V89H78ZM81 88V89H80ZM91 88L93 89V87L91 86ZM4 89H5V91H4ZM13 89V90H12ZM40 89V90H39ZM48 89V90H47ZM52 89V90H51ZM65 89V90H64ZM75 89V90H74ZM18 90H19V92H18ZM62 90V91H61ZM69 92H67V91ZM72 90H74V91H76V93L75 92H72V94H71V91ZM82 90V91H81ZM14 91V92H13ZM20 91H22V92H20ZM28 91H30V92H28ZM43 91V92H42ZM50 91V92H49ZM58 91V92H57ZM66 91V92H65ZM96 91V90H95ZM8 92V93H7ZM10 92V93H9ZM26 92V93H25ZM65 92V93H64ZM84 92V93H83ZM12 93V94H11ZM28 93V94H27ZM52 93V94H51ZM56 93H58V94H56ZM62 93V94H61ZM85 93H86V95H85ZM5 94V95H4ZM37 96H36V95ZM57 96V99H55L56 98V96ZM74 94V95H73ZM77 94V96H75ZM83 94V95H82ZM50 95V97L49 98H47L48 96ZM69 95V96H68ZM74 96V97H71V96ZM10 96L12 97V98H10ZM28 96V97H27ZM31 96V97H30ZM45 96V97H44ZM55 96V97H54ZM65 96H67V97H65ZM30 97V98H29ZM58 97L60 98V99H58ZM61 97H62V99H63V102H62V99H61ZM65 98V99H64ZM70 98H74V99H70ZM87 98H89V99H87ZM98 98V97H97ZM10 99V100H9ZM15 99V100H14ZM25 99V100H24ZM35 99V100H34ZM57 100V101H54V100ZM67 99H69V100H67ZM86 99V100H85ZM99 99V98H98ZM98 99H96V101H98L99 102V100ZM12 100V101H11ZM16 100H18V101H16ZM24 100V101H23ZM34 100V101H33ZM49 100V101H48ZM50 100L52 101V103L50 102ZM70 101V100H72L71 102H69V104H70V106L72 107L70 110L71 111H69V109H67V107H65V106H68L69 107V105H66V104H68V103H66L67 101ZM12 103H11V102ZM14 101V102H13ZM23 101V102H22ZM47 101H48V103H47ZM24 102H25V104H24ZM29 102H31V103H29ZM34 102H36V103H34ZM45 102V103H44ZM9 103V104H8ZM18 103V104H17ZM59 103V104H58ZM61 103L63 104V105H61ZM94 103H97V102H95L94 101ZM13 104H15V105H13ZM27 104V105H26ZM31 104V105H30ZM37 104V105H36ZM46 104V105H45ZM48 104V105H47ZM51 104V105H50ZM53 104V105H52ZM33 105V106H32ZM74 105V104H73ZM19 106V107H18ZM44 106V107H43ZM48 106V107H47ZM51 106V107H50ZM75 106V105H74ZM16 108V110H15V108ZM20 107H24L23 109H25V110H22ZM30 108V110H29V108ZM42 107L44 108L43 110H42ZM50 107V108H49ZM56 107V108H55ZM63 108V109H61L60 110V108ZM2 108V109H1ZM47 108H49V111H51L50 109H52V110H57V112H55V111H51V112H55L54 114H52V116L50 115L51 114V112H50V114H48V117H46L47 116V113H49L48 111H46V109ZM58 108H59V110H58ZM65 108V109H64ZM92 108V109H91ZM94 108V109H93ZM15 110V111H14ZM20 110V111H19ZM29 110V111H28ZM33 110V111H32ZM39 110V111H38ZM42 110V111H41ZM45 110V111H44ZM48 110V109H47ZM66 111V113H68V111L70 112V115H69V113L68 114H66L65 113V116H67V117H70L74 122H72L71 121V123H72V128H75V129H77V133H76V131L75 132H73V131H71V130H73V129H71V130H69L66 126H68V125H70V127L69 128H71V124H70V120H68V119H70V118H66L67 119V124L65 123V121H66V119H65V117H64V115H61V114H64V112ZM75 110H76V108L74 109V112H75ZM13 111V112H12ZM58 111H59V113H58ZM64 111V112H63ZM90 111H89V114H90ZM11 112H12V114H11ZM18 112V113H17ZM42 112V113H41ZM72 112V113H71ZM9 113V114H8ZM17 113V114H16ZM26 113H27V115H26ZM76 113H77V111H76ZM92 114H93V112H91ZM8 114V115H7ZM22 114V115H21ZM25 114V115H24ZM30 116H29V115ZM35 114V115H34ZM42 114H44V115H42ZM91 114V115H92ZM10 115V116H9ZM12 115H13V117H12ZM46 115V116H45ZM51 117H50V116ZM55 115H57V116H55ZM78 115V114H77ZM7 116H9V117H7ZM44 116H45V118H44ZM11 117V118H10ZM17 117V118H16ZM29 117V118H28ZM52 117H55V118H52ZM61 117V118H60ZM79 117V116H78ZM16 118V119H15ZM34 118H35V120H34ZM46 118H49V119H46ZM51 118V119H50ZM58 118V120H56ZM6 119V120H5ZM13 119H14V121H13ZM18 119V120H17ZM26 119H27V121H26ZM62 119V120H61ZM64 119V120H63ZM87 119V118H86ZM9 120V121H8ZM34 120V121H33ZM50 120V121H49ZM59 120H61V121H59ZM19 121H21V122H19ZM24 121V122H23ZM29 121V122H28ZM33 122V123H31V122ZM55 122L54 123V127H53V122ZM60 122V123H58V122ZM62 121H63V123H62ZM13 122V123H12ZM39 122V123H38ZM40 122H41V125H43V126H41L40 125ZM83 122H88V123H83ZM10 123H12V124H10ZM18 123V124H17ZM22 123V124H21ZM24 123V124H23ZM31 123V124H30ZM37 123V124H36ZM51 123V125H49ZM57 123V124H56ZM61 123H62V125H61ZM7 124V125H6ZM16 124V125H15ZM58 124H60V125H58ZM66 124V125H65ZM19 125V126H18ZM24 125V126H23ZM30 125H33V126H30ZM87 127V130H86V127ZM16 126V127H15ZM26 126V127H25ZM40 126H41V128H40ZM48 126H50V127H48ZM55 129V127H56V129L57 130H59L60 131V133H57V132H59V131H57L56 129H55V131L53 132L52 131V134H54L55 132L57 133V134H59V136L57 135V136H55V135H53V137H52V134H51V136L49 135V133H48V131H49V129H50V131H51V129H52V127ZM64 126H65V128H66V131L64 132V130H65V128H64ZM84 126V127H83ZM91 126V125H90ZM127 126V125H126ZM25 129H24V128ZM31 127V128H30ZM83 127V128H82ZM35 128V129H34ZM43 128H45V129H43ZM64 128V129H63ZM126 128V127H125ZM127 128H128V126H127ZM126 128V129H127ZM23 129V130H22ZM37 129H40V130H38L37 131ZM53 129V130H54ZM67 129H68V131H67ZM74 129V130H75ZM83 129H84V131H85V133H84V131H83ZM6 132H5V131ZM8 130H9V132H8ZM21 132H20V131ZM30 130V131H29ZM32 130V131H31ZM35 130H36V132H35ZM42 130V131H41ZM81 132H80V131ZM91 132H90V131ZM41 131V132H40ZM44 131V132H43ZM62 131V132H61ZM69 131H71V133L73 132V133H75L74 135L78 138V141H77V139H74L75 137L73 136V135H69V134H71ZM83 131V132H82ZM2 132H5V133H3L2 134ZM10 132H11V134H14L13 136L10 134ZM12 132H14V133H12ZM63 132H64V136H63ZM67 132V133H66ZM16 133V134H15ZM36 133V134H35ZM38 133V134H37ZM42 133V134H41ZM72 133V134H73ZM82 133H84V134H82ZM88 134V137H89V139H90V141H88L89 139L86 137L87 136V134ZM29 134V135H28ZM44 134V135H43ZM65 134H67V135H65ZM80 136H79V135ZM93 134V135H92ZM107 134V135H106ZM7 135V136H6ZM20 135H22V137L20 136ZM31 135H32V137H31ZM35 135V136H34ZM37 135V136H36ZM69 135V136H68ZM84 135V136H83ZM86 135V136H85ZM94 135H95V138H93V139H91V136L92 137H94ZM10 136V137H9ZM12 136V137H11ZM34 136V137H33ZM66 136V137H65ZM70 136H73V137H70ZM79 136V137H78ZM18 137V138H17ZM24 137V138H23ZM54 137H55V141L53 142V143H51L52 141L51 140H53L54 139ZM63 139H62V138ZM81 137V139H79ZM86 137V138H85ZM97 137V138H96ZM101 137V138H100ZM103 137H105V138H103ZM6 138H7V140H6ZM28 138V139H27ZM38 139L37 140V142L35 141V139ZM42 138V139H41ZM53 138V139H52ZM56 138H58V139H56ZM68 138V139H67ZM70 138H71V140H73L74 139V141L75 142H77V143H79V146H78V144H76L75 142V144L73 143V141H71L70 140ZM84 138V141H86V143L85 142H83V141H81L82 139ZM98 138H99V140H98ZM107 138H108V140H107ZM112 138V139H111ZM5 139V140H4ZM17 139V140H16ZM32 139V141H30ZM46 139V140H45ZM60 139H62V141L60 140ZM64 139L65 140H67L66 142L64 141ZM86 139V140H85ZM97 139V140H96ZM104 140V142H103V140ZM109 139H111V141L109 140ZM115 139V141H116V139L118 140L116 143H117V146L118 147H116L115 148V146H116V144L115 143H113L114 140ZM13 140V141H12ZM28 140V141H27ZM43 140V141H42ZM59 140L61 141V142H59ZM80 140V141H79ZM91 140H93V142L91 141ZM94 140H96V141H94ZM100 140H102V141H100ZM5 142L6 144H7V147L9 148V150H8V148L6 147V145H4L3 147L1 146V145H3V143L2 142ZM7 141V142H6ZM12 141V142H11ZM21 141H23V142H21ZM34 141V142H33ZM108 141H110V143H108ZM113 141V142H112ZM22 144H21V143ZM24 142H27V143H24ZM31 142H32V144H31ZM38 142H43L42 144H46V145H44V146H42V144L41 145H37L36 143H38ZM46 142H49V143H46ZM55 142H57L56 144H55ZM80 142H82L83 144H81ZM103 142V143H102ZM111 142H112V145H110L111 144ZM4 143V144H5ZM16 143V144H15ZM34 143H35V146H34ZM60 143V144H59ZM61 143H62V145H61ZM65 143V144H64ZM71 143H73V144H71ZM107 143V144H106ZM9 144H11L10 146H8ZM20 144V145H19ZM24 144V145H23ZM30 144V145H29ZM39 144V143H38ZM53 144H54V146H53ZM67 144H69V145H71L72 146V148H71V146L69 147V146H67ZM115 144V145H114ZM13 145V146H12ZM51 145V146H50ZM56 145V146H55ZM58 145H61V147L60 146H58ZM105 145V146H104ZM24 146H25V148H24ZM28 146H29V149L31 150H29L28 149ZM33 146V147H32ZM36 146H37V148H36ZM42 146V147H41ZM63 146V147H62ZM64 146H66L65 148H64ZM96 146V147H97ZM100 146V147H99ZM109 146V147H108ZM48 147H49V151H48ZM54 149V151H53V149ZM95 147V148H96ZM105 147V148H104ZM111 147V148H110ZM115 148V150H114V148ZM15 148H17V149H15ZM42 148V149H41ZM43 148H47V150L45 149V151H44V149ZM56 148H58V149H56ZM69 148H71L70 150H73V152H71L70 150H69ZM3 149V150H2ZM7 149V150H6ZM52 149V150H51ZM62 149H63V151L66 149V151L67 152H71V155H70V153H69V155L67 154V152L66 151H64V152H66V153H64L63 151H62ZM75 149V148H74ZM103 149V150H102ZM104 149H106L105 151H104ZM110 149V150H109ZM112 149H113V151H112ZM14 150V151H13ZM42 150V151H41ZM61 151V154H59L57 151ZM1 151H3L2 153H1ZM23 151H22V153H23ZM40 151L45 155H43V154H40ZM104 151V152H103ZM112 151V152H111ZM46 152H49V153H46ZM57 152V153H56ZM117 152V151H116ZM32 153V154H31ZM47 155H46V154ZM76 153V154H75ZM118 153V152H117ZM21 154V153H20ZM24 154V153H23ZM38 154V153H37ZM37 154L35 155V156H37ZM49 154V155H48ZM57 154H59V156L57 155ZM62 154H64V155H62ZM73 154H75V155H73ZM116 154V155H115ZM14 155V154H13ZM39 155H38V157H39ZM41 155H42V157H41ZM57 155V156H56ZM65 155H66V158H65ZM103 155V156H104ZM114 155V156H113ZM63 156H64V158H63ZM69 157V159H68V157ZM72 156V157H71ZM104 156V157H105ZM5 157V158H6ZM59 157V158H58ZM78 157V158H77ZM31 158V157H30ZM58 158V159H57ZM72 158H75V160L74 159H72ZM3 159V158H2ZM35 159H37V158H35ZM50 159H51V161H50ZM76 159H77V162H76ZM117 159H119V157L117 158ZM1 160V159H0ZM39 160H41V159H39ZM74 160V161H73ZM80 160V161H79ZM37 161V160H36ZM48 161V160H47ZM58 161V162H57ZM56 164H55V163ZM61 162V161H60ZM63 162V161H62ZM62 162H61V164H62ZM67 162V161H66ZM65 161H64V163H66ZM68 162V163H69ZM47 163L48 162H46L45 164L47 165ZM53 163V164H52ZM63 163V164H64ZM67 163V164H68ZM69 163V164H70ZM42 164V165H41ZM62 164V165H63ZM66 164V165H67ZM41 165V166H40ZM57 165V167H59ZM100 165V164H99ZM102 165V164H101ZM44 167V168H43ZM101 167V166H100ZM39 168V169H38ZM48 168V169H47ZM47 169V170H46ZM50 170H54V169H50ZM55 170H57V169H55ZM54 170V171H55ZM113 171V170H112ZM39 172V171H38ZM53 172V171H52ZM57 172V171H56ZM56 172H54V173H56ZM58 172H59V170H58ZM57 172V174H58V177H59V173ZM43 173H45V172H43ZM112 173H114V172H112ZM118 171L117 172H115L114 174H111V171H107V173L106 174H102V175H100V177H99V179H98V181L99 182H97V185H98V183L101 185V186H103L104 187V185L105 184H103V183H108V184H116V183H118L117 184V186H119V185H122L123 186V184L125 185L126 184V181H122V180H125V177H124V175L122 176L120 173H118ZM57 174H56V176H57ZM68 174V173H67ZM71 175V174H70ZM105 175V176H104ZM114 175L116 176V177H114ZM44 176V175H43ZM63 176H65V178H66V174L65 175H63ZM69 176V175H68ZM72 176V175H71ZM108 176H109V178H108ZM113 176V178H110V177H112ZM105 177V178H104ZM45 178V180H43V182L44 181H46V178H48V177H44ZM43 177L41 178V179H44ZM60 178V177H59ZM100 178H103V180L102 179H100ZM106 178L107 179H111L110 181L109 180H106ZM123 178V179H122ZM4 179H5V181H4ZM8 179V177H3L2 175H0V191H1V189H3L4 187H6L7 186V184H8V181H10L9 179ZM67 179H68V177H67ZM74 179H75V177L73 176V180H72V177H71V181H72V183L69 181L68 183H70V184H72L71 185V187H70V185L69 184H67V185H69V187L71 188L70 189V191H72V189H73V185H75L76 186V180H75V184H74ZM114 179V180H113ZM48 180H49V178L47 179V181L46 182H48ZM121 180V181H120ZM42 181V180H41ZM106 181V182H105ZM111 182V183H109V182ZM112 181H113V183H112ZM117 181V182H116ZM6 182H7V184H6ZM122 182V183H121ZM83 184H84V182H83ZM107 184V185H108ZM84 185H86V183L84 184ZM150 185V184H149ZM73 186V187H72ZM83 186V185H82ZM91 186V185H90ZM3 187V188H2ZM68 187V186H67ZM85 187V186H84ZM84 187H82V188H84ZM93 187V186H92ZM90 188L91 189V191H92V195H94V188ZM121 187V186H120ZM7 188V187H6ZM76 188V187H75ZM74 188V189H75ZM86 188V187H85ZM88 189H89V185H88V187H87ZM86 188V190L88 191V189ZM133 187H131V188H127L128 190H130V191H133L134 192V189H132ZM73 189V190H74ZM69 191V190H68ZM82 191H84V190H82ZM90 191V190H89ZM88 191V192H89ZM130 191H128L129 192V194H131V195H133L132 197H135L136 199L138 198V196L137 195H140V197H141V195L142 194H137V195H135L134 196V194H132V192L130 193ZM84 192H86V191H84ZM8 193V195H10L9 194V192H6V194ZM36 193V192H35ZM59 194L61 193V192H58ZM73 193V192H72ZM82 193V192H81ZM87 193V192H86ZM2 191L0 192V196H2ZM14 194V193H13ZM31 194H33V193H31ZM31 194H30V198L28 199V200H26V199H21V201H20V199L18 198H15V201H16V203L14 204V206H15V208L16 209H12L13 210V213H12V211H10V213L7 215H3L2 213H0L1 214V216H0V250L2 251V253H1V251H0V264H15L16 262V264H18V262H19V264H29V263H26V262H28V261H25V263H24V261H21L24 257L21 255L24 251L23 250H25V248L23 247V246H25V244H23V242L25 241L23 238L25 237V235L26 234H29V237H30V235H31V239H32V241H34V238L35 237H37L38 238V236L37 235H41V233H40V231L41 230H43L42 229V227L43 226H45L44 224L46 223V222H44V221H46V216H47V218H48V216H49V214H50V212L48 211L50 208H49V205H47L48 206V209H47V207H46V202L44 203L43 201H42V199H41V197H39V195L37 196V194H33L32 196H31ZM59 194H57L56 196V199L58 198V196H59ZM68 194H69V192H68ZM71 194V193H70ZM74 194V193H73ZM79 195V194H78ZM82 195H84V197L86 196V197H91V196H89L90 195V193L88 194L87 193V195L86 194H82ZM61 196V195H60ZM59 196V199L58 200H60L61 202L60 203H64L65 204V202H66V205H69V203H72V200H73V197H76L75 198V200L78 198V196H77V194L76 195H69V196H71V198H72V200L70 199V197H67L66 195L63 197V196H61L60 197ZM80 196V195H79ZM95 196H96V194H95ZM15 197V196H14ZM13 197V198H14ZM67 197V198H66ZM139 197V198H140ZM143 195H142V197H141V199H143ZM80 198H81V196H80ZM83 198V197H82ZM81 198V199H82ZM138 198V199H139ZM80 199V200H81ZM137 199V200H138ZM71 200V201H70ZM74 200V201H75ZM79 199H77V201H78ZM117 200V199H116ZM45 201V200H44ZM114 202H115V199L113 200ZM141 201V200H140ZM19 202V203H18ZM78 202H81V201H78ZM139 202V201H138ZM47 203H48V201H47ZM77 203V202H76ZM75 202H74V204H76ZM140 203V202H139ZM50 204H51V202H50ZM57 204H59V203H57ZM63 204V205H64ZM73 204V203H72ZM71 204V205H72ZM113 204H115V203H113L112 202V205L110 206V207H113V208H110L109 209V214L111 213V216L113 217H110L109 215H108V213L106 212V213H98V214H95V216L93 215V218L94 217H96L95 218V224L96 223H98V225L96 224V226L98 227V229H91L89 232L91 233L92 232V234L93 235H87L86 237H88V239H90V240H88L89 242H91V243H89L88 241H87V238H86V240H82L83 242H85L84 244H81V245H78L76 242H73L71 239H70V237H71V234L69 233V230L66 228L67 226H66V223H64V226H63V229H62V231H61V233L64 231V230H66V231H64L65 232V235H64V232L60 235L59 233H57L56 234V238H58V240L56 239V238H53V242L52 243H54V247H53V245H52V248L54 249V253L52 252H50L51 254H49V256H50V258H49V256H48V260L50 261V264H98L97 263V261L99 262V264H107L108 262H110V263H108V264H163V263H165V260L163 259L162 260V256H161V260L159 259H157V260H155V262L154 263H152V262H150L151 261V259L153 258L154 259V255L155 254H157L158 253V251H159V247L158 248H156L155 247V243H153V242H151V241H149V240H151L152 238H154L155 236H157V232H159V229H160V227H161V225H162V223H163V221L161 222V218H162V220L164 219L165 220V218L167 217L166 216V213L164 212V214H162V213H160V214H162L163 216H166V217H163V216H161L160 214H158L157 212H154V214L152 213V212H150V210H149V208L147 209L148 211H149V213H151L152 215H149V214H147L146 213V211H141L142 212V214L141 213H138V214H140V215H138V216H136V215H133V214H136L135 212H137L136 211V209H135V211H134V208L133 209H130L129 208V210H128V208H126V207H124L123 205H118V207L117 208H119V206H121V208H119L120 210H122L121 212H120V210L119 211H117L116 210V205L114 206ZM61 205V204H60ZM71 205H69V206H71ZM17 206H19V207H17ZM51 207H52V205H50ZM68 206V207H69ZM75 206V205H74ZM79 207H81L82 205H78ZM77 205H76V207L77 208H79ZM122 206H123V208H122ZM43 207V208H42ZM63 207H67V206H63ZM67 207V208H68ZM64 208V209H65ZM71 209H72V207H70ZM115 208V209H114ZM116 210V212H119V213H115V212H113L114 210ZM127 209V210H126ZM70 210V209H69ZM69 210H66L67 212H63V214H68V212H70ZM113 210V211H112ZM50 211H52L51 209H50ZM16 212V213H15ZM41 212H45V213H41ZM134 212V213H133ZM144 212V213H143ZM13 214V215H12ZM18 214V215H17ZM113 214V215H112ZM115 214V215H114ZM121 214H123V215H121ZM125 214V215H124ZM131 214L133 215V216H135V217H131ZM156 214V215H155ZM2 215H3V217H2ZM16 215H17V217H16ZM70 215V214H69ZM90 215L91 214H89V217H90ZM106 215H108V216H106ZM118 215V218L116 217ZM149 215V218H151L152 219V222H153V215H154V218H156V216L158 215V219L157 220H155V222H151V219H149L147 216ZM119 216H121L120 218H119ZM122 216H123V218H122ZM125 216V217H124ZM127 216V217H126ZM151 216V217H150ZM161 216V217H160ZM5 217V218H4ZM6 217H7V219H6ZM145 217H146V220H147V222H145L146 220H145ZM4 218V219H3ZM70 216H68L67 218L65 217V220H67L68 222L69 221H71L70 219ZM86 218H87V216H86ZM86 218H84L83 219V221L84 222H82V220H80L82 223H85V222H91L92 223V221H93V223H94V219L92 220V216H91V220L90 219H86ZM109 218H111L112 220H114V223H113V221L110 219L109 220ZM125 218V219H124ZM126 218H127V221H126ZM144 218V219H143ZM6 219V220H5ZM13 219H17L18 220V222H19V220L20 221H22V222H17V220H16V222H15V220H13ZM74 220H75V218H73ZM80 218H78V220H79ZM87 221H86V220ZM98 219V220H97ZM102 219H103V221H102ZM119 219H122V220H119ZM139 219V220H138ZM149 219V220H148ZM8 220V221H7ZM10 220V221H9ZM64 220V221H65ZM89 220V221H88ZM107 220H109V224H110V226L111 227H109L108 228V226L107 225H109L107 222ZM116 220H119V221H116ZM144 222H143V221ZM42 221V222H41ZM75 221H77V220H75ZM74 221V222H75ZM100 221V222H99ZM105 221V222H104ZM148 221H150L151 223H149ZM68 222H67V224H68ZM78 222V221H77ZM76 222V223H77ZM80 222V223H81ZM103 222V223H102ZM121 222V223H120ZM124 222H126L125 224H124ZM143 222V223H142ZM161 222V223H160ZM18 223V224H17ZM75 223V224H76ZM79 223V222H78ZM100 223H102L101 224V227H102V225H103V227H102V229H100L99 228V224ZM129 223V225H127ZM157 223V224H156ZM113 224H115L116 225V227H115V225L114 226H112ZM120 224H123V225H120ZM139 224H140V226H139ZM159 224H161L160 226H159ZM71 225V224H70ZM69 225V226H70ZM90 225V224H89ZM92 225V224H91ZM127 225V229H128V231H127V229H125L126 226ZM134 225V226H133ZM148 225V226H147ZM17 226H19L18 228H16ZM93 226H95V225H93ZM119 226V227H118ZM158 226V227H157ZM20 227H22V228H20ZM91 227V226H90ZM104 227H105V229H104ZM118 227V228H117ZM121 227H122V229H121ZM124 227V228H123ZM140 227V228H139ZM148 228V230H145V229H147ZM92 228H96V227H92ZM106 228H107V230H109V232H107V230H106ZM113 228V230H111ZM115 228V229H114ZM134 228V229H133ZM143 228V229H142ZM159 228V229H158ZM22 229V230H21ZM88 229H90V228H88ZM120 229V230H119ZM140 229H141V231L143 232H140ZM154 229V230H153ZM158 229V230H157ZM68 230V231H67ZM97 232H96V231ZM115 230H117V232H119L120 231V233H113V231L115 232ZM125 230V231H124ZM133 230V231H132ZM145 230V231H144ZM153 230V231H152ZM157 230V231H156ZM17 231H19V232H17ZM21 231H23V232H25V233H23V232H21ZM94 231V232H93ZM101 231V233H99V232ZM104 231H105V233H104ZM110 231H111V236H108L109 234H110ZM129 231H131L130 233H129ZM148 231V232H147ZM156 231V232H155ZM85 232V231H84ZM86 232H88V230L86 231ZM85 232V233H86ZM107 232V233H106ZM121 232H125L124 234L123 233H121ZM150 232V233H149ZM36 233H37V235H36ZM98 235L97 237H96V235ZM104 235H103V234ZM128 233V234H127ZM155 233V234H154ZM157 233V234H156ZM19 234V235H18ZM35 234V235H34ZM67 234H68V238H67ZM87 234V233H86ZM89 234V233H88ZM102 234V236H100ZM106 234V235H105ZM117 236H116V235ZM138 234V235H137ZM148 234V235H147ZM15 235V236H14ZM22 235V236H21ZM35 237H34V236ZM70 235V236H69ZM115 235V236H114ZM124 235H126L127 237H125ZM150 235V236H149ZM153 235V236H152ZM33 236V237H32ZM63 236H64V238H63ZM85 236V235H84ZM92 236V237H91ZM94 236V237H93ZM113 236V237H112ZM131 236L133 237V239H132V241L135 243V246H134V244L132 245V244H130V242L132 243V241H131ZM139 236V237H138ZM147 236H149V237H151L150 239H148L147 238ZM20 239H19V238ZM22 237V238H21ZM41 237V236H40ZM40 237H39V239H40ZM83 237V236H82ZM90 237V238H89ZM96 237V238H95ZM99 237V238H98ZM106 237V238H105ZM113 238V240H112V238ZM118 239H117V238ZM125 237V238H124ZM136 237V238H135ZM144 237V238H143ZM27 238V237H26ZM25 238V239H26ZM37 238L35 239V241L36 242H29V244H28V246L27 247H29V245H30V247H31V251L33 250V248H34V250L36 251V246L35 245H37V249L39 248V246H38V243H37ZM51 238V239H52ZM63 238V239H62ZM75 238V237H74ZM95 238V239H94ZM100 238H102V239H100ZM114 238H116L117 240H118V242H121L120 240H122V242H121V244H122V246H121V244L119 245L118 244V242H117V245H112V246H114V247H112L111 246V243L112 244H116L115 242H116V240L114 239ZM130 239V241H129V239ZM145 238H147V239H145ZM17 241H16V240ZM57 241H56V240ZM66 239V240H65ZM82 239H85L84 237L82 238ZM94 239V240H93ZM96 239H98V240H96ZM100 239V240H99ZM109 239H111L112 240V242H111V240L109 241ZM126 239V240H125ZM23 240V241H22ZM105 240V241H104ZM147 240V241H146ZM16 241V242H15ZM20 241V243L21 244H23V246L20 244V243H18ZM31 241V240H30ZM66 241H67V243H66ZM74 241H76V240H74ZM81 241V242H82ZM96 241V242H95ZM107 241V242H106ZM109 241V242H108ZM114 241V242H113ZM127 241H129L128 243H126ZM150 243H149V242ZM58 242V243H57ZM86 242H87V246H84V245H86ZM125 242V243H124ZM145 242H148V243H145ZM19 244V245H17V246H15L16 244ZM93 243H95V245H92ZM108 243V244H107ZM110 243V244H109ZM145 243V244H144ZM15 244V245H14ZM70 244L71 245H73V246H70ZM80 244V243H79ZM107 244V245H106ZM124 244V245H123ZM68 245L70 246V248L68 247ZM90 245H92V247L94 248V250H93V248L90 246ZM106 245V246H105ZM131 245L133 246L132 248H131ZM142 245H144V246H142ZM150 245V246H149ZM64 246H65V248H64ZM68 248H67V247ZM80 246L82 247V248H80ZM101 246H105L104 248H102ZM118 246V248H117V250H114V249H116V247ZM124 246H126V248L124 247ZM130 246V247H129ZM148 246V247H147ZM152 246V247H151ZM157 246V245H156ZM29 247V248H30ZM89 247V248H88ZM106 247H109V248H106ZM111 247V248H110ZM129 247V248H128ZM145 247V248H144ZM23 248V249H22ZM73 248V249H72ZM86 248L87 249H89V250H92L91 252L93 253V257H91V254H90V251L89 250H86ZM90 248H92V249H90ZM113 248V249H112ZM121 248H123V249H121ZM124 248L126 249V251H124ZM135 248H137V249H135ZM147 248H148V250H147ZM152 248H153V250H152ZM6 249V250H5ZM58 249H59V252H57L58 251ZM105 250V251H103V250ZM106 249H107V251H106ZM127 249H130V250H127ZM132 249V250H131ZM150 249V250H149ZM5 250V251H4ZM34 250H33V252H34ZM98 250V251H97ZM110 250H112L111 251V254L109 253L110 252ZM158 250V251H157ZM3 251H4V253H3ZM89 251V252H88ZM94 251H95V253H96V255H95V253H94ZM102 251H103V254H105V255H103L102 254ZM118 251V252H117ZM120 251V252H119ZM123 251L125 252V255L123 254ZM127 251H131V252H128V254H126V252ZM155 251V252H154ZM6 252V253H5ZM100 253L101 254V256L100 255H98L97 256V254L98 253ZM104 252H107V253H104ZM133 252V253H132ZM135 252V253H134ZM137 252V253H136ZM139 252V253H138ZM143 252H145L144 254H143ZM148 252H149V254H151V256L148 254ZM20 253V254H19ZM70 253H72L73 254V256H74V258L76 257L77 259H74L73 258V256H72V254H70ZM132 255H131V254ZM147 253V254H146ZM153 253V254H152ZM25 253H23V255H24ZM70 254V255H69ZM67 255V256H66ZM95 255V256H94ZM108 255H109V257H112V258H109L108 257ZM110 255H112V256H110ZM121 255V256H120ZM128 255V256H127ZM134 255H135V257L137 256V255H139V256H137V258L134 260V259H132V258H135L134 257ZM143 255L145 256V257H143ZM20 256L21 257H23L22 259L20 258ZM70 256H72V258H70ZM78 256V257H77ZM97 256V257H96ZM100 256V257H99ZM104 256V257H103ZM107 258H106V257ZM149 256V257H148ZM56 257H57V259H56ZM69 257V258H68ZM85 257H87V258H85ZM91 257V258H90ZM139 257V258H138ZM142 257L143 258H146V260H144L143 259V261H142ZM18 258H20V261H17L18 260ZM59 258V259H58ZM61 258H63V259H61ZM66 258H68V259H66ZM79 258V259H78ZM97 259L96 260V262H95V259ZM106 258V259H105ZM124 258V259H123ZM130 260L129 262H128V259ZM131 258V259H130ZM150 258V259H149ZM15 259H17L16 261H15V263H14V260ZM66 259V260H65ZM87 261H86V260ZM90 259L92 260V259H94V260H92V261H90ZM104 259V260H103ZM147 259H149V261L147 260ZM152 259V260H153ZM62 260H63V262H62ZM77 260H79V261H77ZM103 260V261H102ZM133 260V261H132ZM139 260H141V262L139 261ZM48 261V262H49ZM90 261V262H89ZM94 261V262H93ZM102 261V262H101ZM104 261L106 262V263H104ZM137 261H139L140 263H138ZM156 261H158V262H156ZM159 261H163V262H159ZM22 262V263H21ZM80 262V263H79ZM92 262V263H91ZM127 262V263H126ZM133 262V263H132ZM145 262H148V263H145Z\"/></svg>",
  "mask_w": 264,
  "mask_h": 264
},
{
  "label": "snow or ice",
  "instance_id": "6c2138e0",
  "mask_svg": "<svg viewBox=\"0 0 264 264\" xmlns=\"http://www.w3.org/2000/svg\"><path fill=\"white\" fill-rule=\"evenodd\" d=\"M261 5L264 14V0H261ZM213 7L215 8L216 5ZM111 8L113 11L110 15L114 21L105 31L108 55L113 58L114 65L128 63L130 67L140 68L141 72L144 71L141 64L145 67L148 64L153 65L149 79L154 82V88L163 87L165 91L174 88L184 89L186 84L194 82L195 68L192 55L199 54L198 50L194 49L190 42L186 43L187 37L182 26L173 23L165 3L161 0H114ZM218 30H220L219 25ZM132 37H136L137 47H140V40L143 38L141 51L137 52L130 46L125 47L126 43L131 44ZM221 46L225 49L227 60L230 46L224 31H221ZM137 58L139 63H136ZM137 79L143 81L142 76H137ZM144 86H147V82H144ZM147 90L152 91L151 88ZM231 97L235 102L237 114L241 116L243 126L242 109L252 100L247 89L240 82L233 83ZM260 101L264 103V85L260 90ZM150 147L153 161L166 165L162 169H156L155 180L149 187L158 191L157 206L169 209L160 236V239L168 245V250L182 251L195 240L202 229H206L213 240V252L206 255L201 251L200 264H246L243 250L238 243L239 228L234 222L235 217L241 214L236 212L223 184H215L205 175L209 155L195 145L185 142H179L178 149L177 142L172 139L152 140ZM251 165L250 156L248 166ZM260 172L258 194L260 209L264 213V158L260 164ZM192 175L197 178L196 193L200 205L197 211L192 209L190 203L192 186L189 178ZM181 177H183L182 184ZM157 182L163 187L155 188ZM208 192L212 193L211 206ZM260 248L264 253V240L260 242ZM165 264H188V261L167 260ZM261 264H264V259Z\"/></svg>",
  "mask_w": 264,
  "mask_h": 264
}]
</instances>
